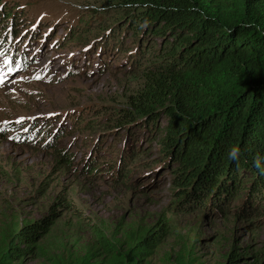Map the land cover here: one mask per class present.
<instances>
[{
  "label": "rangeland",
  "instance_id": "1",
  "mask_svg": "<svg viewBox=\"0 0 264 264\" xmlns=\"http://www.w3.org/2000/svg\"><path fill=\"white\" fill-rule=\"evenodd\" d=\"M116 3H0V19L3 10L14 11L4 42L24 59L4 72L6 56H0V251L15 230L49 217L47 231L37 236L38 253L27 254L22 264H75L107 247L123 253L151 227L161 228L163 237L150 255L133 250L134 262L259 264L264 204L235 219L240 202L233 200L222 201L230 209L225 215L220 204L180 209L161 152L163 128L142 135L135 131L139 121L114 132L116 121L132 112L129 98L141 89L140 56L129 57L133 44L120 32L108 37L107 24L99 20L108 19ZM8 28L6 20L0 32ZM32 34L25 50V36ZM105 43L111 51L103 49ZM96 47L103 53L99 70ZM86 60L90 66L83 68ZM93 166L101 171L89 175ZM102 239L109 245H101Z\"/></svg>",
  "mask_w": 264,
  "mask_h": 264
},
{
  "label": "trees",
  "instance_id": "2",
  "mask_svg": "<svg viewBox=\"0 0 264 264\" xmlns=\"http://www.w3.org/2000/svg\"><path fill=\"white\" fill-rule=\"evenodd\" d=\"M117 1L109 18L99 20L107 24L108 37L120 32L133 44L129 57L140 56L141 89L129 98L132 112L116 121L114 132L139 121L135 131L142 135L163 128L161 152L180 209L199 205L211 210L220 204L219 213L225 215L230 209L222 201L233 200L240 202L234 219L256 212L264 204V172L253 165L260 157L264 166V0ZM13 12L2 11L0 25L7 20L9 28L0 32V56L18 55L4 42ZM103 49L112 50L108 43ZM98 51L99 61L103 53ZM100 67L99 61L95 70ZM23 135L18 139L31 140ZM233 148L239 149L238 162L228 158ZM48 218L15 230L0 251V264H22L27 254H37V236L47 231ZM163 234L161 228H148L123 253L107 247L99 257L87 253L75 264H140L143 257L134 262L132 251L150 255ZM263 254L259 264H264Z\"/></svg>",
  "mask_w": 264,
  "mask_h": 264
},
{
  "label": "clouds",
  "instance_id": "3",
  "mask_svg": "<svg viewBox=\"0 0 264 264\" xmlns=\"http://www.w3.org/2000/svg\"><path fill=\"white\" fill-rule=\"evenodd\" d=\"M239 155H240L239 149H237V148H233V149L229 150V152H228V158L230 160H232L233 162H238ZM253 165H254V167L259 169L260 171L264 172V166H262V164H261V158L260 157H257L253 161Z\"/></svg>",
  "mask_w": 264,
  "mask_h": 264
},
{
  "label": "snow or ice",
  "instance_id": "4",
  "mask_svg": "<svg viewBox=\"0 0 264 264\" xmlns=\"http://www.w3.org/2000/svg\"><path fill=\"white\" fill-rule=\"evenodd\" d=\"M9 61L5 60V63H8Z\"/></svg>",
  "mask_w": 264,
  "mask_h": 264
}]
</instances>
